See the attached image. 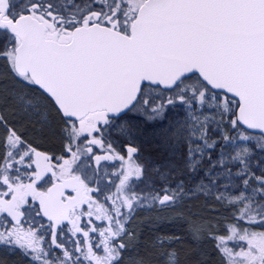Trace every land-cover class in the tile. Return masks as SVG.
<instances>
[{"label":"snow or ice","instance_id":"6c2138e0","mask_svg":"<svg viewBox=\"0 0 264 264\" xmlns=\"http://www.w3.org/2000/svg\"><path fill=\"white\" fill-rule=\"evenodd\" d=\"M0 264H264V0H0Z\"/></svg>","mask_w":264,"mask_h":264}]
</instances>
